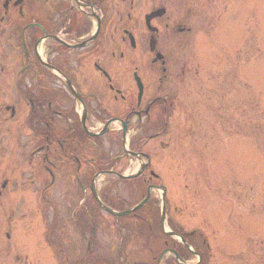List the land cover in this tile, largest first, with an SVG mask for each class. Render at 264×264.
I'll list each match as a JSON object with an SVG mask.
<instances>
[{"label": "flooded vegetation", "instance_id": "1", "mask_svg": "<svg viewBox=\"0 0 264 264\" xmlns=\"http://www.w3.org/2000/svg\"><path fill=\"white\" fill-rule=\"evenodd\" d=\"M144 1L0 0V136L11 146L0 198L9 189L7 228L14 236L8 264H36L28 247H43L27 232L30 222L42 227L50 248L45 247L58 264H177L168 250L191 258L183 245L163 235L157 209L156 218L143 210L155 206L154 186L161 185L145 148L175 129L173 110L180 101H191V62L171 61L173 48L190 28L168 7L172 0ZM214 91L221 95L217 86ZM125 146L148 155L131 158L137 164L134 171L125 172L131 161ZM139 168L141 173L132 178L118 176L134 175ZM99 175L110 181L97 187ZM152 178L158 182H149ZM147 187L151 200L126 216L103 210L95 199L97 194L104 205L121 211ZM168 192L166 186L165 223L181 233L169 211ZM100 223L113 224L114 242L124 241L122 250L115 243L110 260L101 255L97 241ZM142 225L146 242L160 245L158 249L146 245L145 250L140 241L129 246L127 230L135 233ZM81 227L89 235L83 254L68 240V231ZM22 243L25 248L16 249ZM192 244L206 263L202 241ZM47 258L38 256V264Z\"/></svg>", "mask_w": 264, "mask_h": 264}, {"label": "rangeland", "instance_id": "2", "mask_svg": "<svg viewBox=\"0 0 264 264\" xmlns=\"http://www.w3.org/2000/svg\"><path fill=\"white\" fill-rule=\"evenodd\" d=\"M169 6L182 15L187 24L184 28H190L188 34H181L184 41L173 48L171 61L191 62L192 96L190 103L180 101L173 110L175 129L170 128L160 143L149 144L145 150L152 165L156 164L159 181L172 193L168 192L169 211L177 228L195 231L194 243L201 240V250L210 254L207 264H264V0H172ZM216 86L221 95H215ZM3 137L0 168L6 171L0 173L1 184L2 177L9 175L11 163V146ZM131 161L125 172L137 168ZM169 168L174 170L173 176ZM104 181L110 180L99 175L97 187ZM149 182L158 181L152 178ZM6 191L0 198V264H8L6 256L14 245L11 230V239L4 233L10 221L9 189ZM158 194L155 206L143 208L154 218ZM37 226L30 222L27 232L43 248L32 245L27 251L36 264L38 256L48 257L46 264H58L47 250L50 247L42 238V227ZM100 226L96 236L99 248L105 250L101 255L110 260L115 243H120L122 250L124 241L114 242L117 229L113 224ZM77 230L68 231L69 245L83 254L89 235L84 227ZM126 233L129 246L140 241L144 249L146 245L154 250L160 247L146 242L143 225L135 233L130 229ZM15 247L25 248L23 243ZM190 261L187 264L196 258Z\"/></svg>", "mask_w": 264, "mask_h": 264}]
</instances>
